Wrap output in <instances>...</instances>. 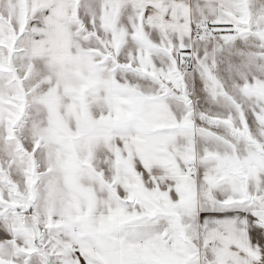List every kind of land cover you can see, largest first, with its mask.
<instances>
[{
	"label": "snow or ice",
	"instance_id": "snow-or-ice-1",
	"mask_svg": "<svg viewBox=\"0 0 264 264\" xmlns=\"http://www.w3.org/2000/svg\"><path fill=\"white\" fill-rule=\"evenodd\" d=\"M0 264H264V0H0Z\"/></svg>",
	"mask_w": 264,
	"mask_h": 264
}]
</instances>
